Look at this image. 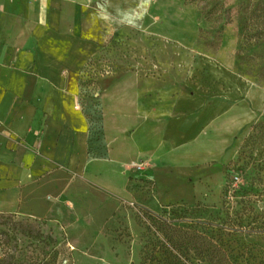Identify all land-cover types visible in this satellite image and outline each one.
Returning <instances> with one entry per match:
<instances>
[{
	"label": "crops",
	"instance_id": "obj_1",
	"mask_svg": "<svg viewBox=\"0 0 264 264\" xmlns=\"http://www.w3.org/2000/svg\"><path fill=\"white\" fill-rule=\"evenodd\" d=\"M119 2L0 0V213L65 216L86 187L109 211L131 198V179L152 182L162 205L222 189L244 116L233 94L118 71L105 53L126 29ZM96 102L98 143L88 115Z\"/></svg>",
	"mask_w": 264,
	"mask_h": 264
},
{
	"label": "rangeland",
	"instance_id": "obj_2",
	"mask_svg": "<svg viewBox=\"0 0 264 264\" xmlns=\"http://www.w3.org/2000/svg\"><path fill=\"white\" fill-rule=\"evenodd\" d=\"M118 6L126 29L112 36L105 53L118 71L141 69L180 88L221 86L244 114L223 165L222 189L198 202L221 215L244 203L262 213L264 0H120ZM131 180V198L109 211L86 187L76 205L67 203L65 216L0 213V264H138L142 219L164 205L156 203L152 182ZM242 239L249 258L233 264H264V234Z\"/></svg>",
	"mask_w": 264,
	"mask_h": 264
},
{
	"label": "trees",
	"instance_id": "obj_3",
	"mask_svg": "<svg viewBox=\"0 0 264 264\" xmlns=\"http://www.w3.org/2000/svg\"><path fill=\"white\" fill-rule=\"evenodd\" d=\"M262 2L258 1V5ZM96 104L89 107L88 114L94 143L104 137L101 111ZM97 149L100 147H91L90 151L95 154ZM142 224L143 245L138 264H222L224 261L233 264L249 258L242 241L244 235L264 234V211L257 213L244 203L235 211L229 205L221 215L207 211L200 202L193 207L177 203L147 212Z\"/></svg>",
	"mask_w": 264,
	"mask_h": 264
},
{
	"label": "built area",
	"instance_id": "obj_4",
	"mask_svg": "<svg viewBox=\"0 0 264 264\" xmlns=\"http://www.w3.org/2000/svg\"><path fill=\"white\" fill-rule=\"evenodd\" d=\"M109 70H110V68H107V69H105V73L106 72H109ZM81 105V104H80ZM82 106V105H81ZM135 168L136 169H138V170H142V169H144L145 167H146V162H139V163H136L135 165Z\"/></svg>",
	"mask_w": 264,
	"mask_h": 264
}]
</instances>
